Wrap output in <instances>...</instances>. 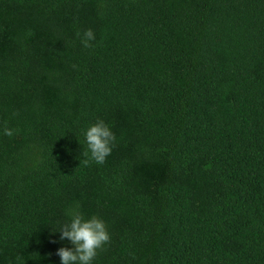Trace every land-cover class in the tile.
<instances>
[{
	"label": "trees",
	"instance_id": "obj_1",
	"mask_svg": "<svg viewBox=\"0 0 264 264\" xmlns=\"http://www.w3.org/2000/svg\"><path fill=\"white\" fill-rule=\"evenodd\" d=\"M77 205L92 264H264V0H0V264H60Z\"/></svg>",
	"mask_w": 264,
	"mask_h": 264
},
{
	"label": "clouds",
	"instance_id": "obj_2",
	"mask_svg": "<svg viewBox=\"0 0 264 264\" xmlns=\"http://www.w3.org/2000/svg\"><path fill=\"white\" fill-rule=\"evenodd\" d=\"M76 35L80 37L83 47H93L91 42L95 40V34L92 29L85 30L82 35L77 32ZM3 134L11 137L13 130L5 127ZM84 135L87 150L83 152V156L86 157L83 164L85 166L90 162L103 164L111 154L116 140L115 134L103 120H97L89 126ZM66 214L70 217V222L61 225L58 232L60 240L67 239L73 247H61L57 250L56 255L60 258V264H92L98 250L110 241L105 222L95 215L85 219L78 210V205Z\"/></svg>",
	"mask_w": 264,
	"mask_h": 264
}]
</instances>
